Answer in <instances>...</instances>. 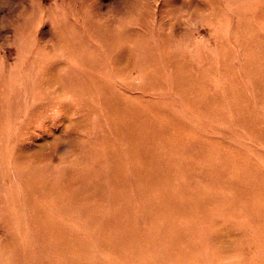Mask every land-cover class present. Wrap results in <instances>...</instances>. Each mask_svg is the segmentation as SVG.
<instances>
[{"label":"rangeland","instance_id":"rangeland-1","mask_svg":"<svg viewBox=\"0 0 264 264\" xmlns=\"http://www.w3.org/2000/svg\"><path fill=\"white\" fill-rule=\"evenodd\" d=\"M0 264H264V0H0Z\"/></svg>","mask_w":264,"mask_h":264}]
</instances>
